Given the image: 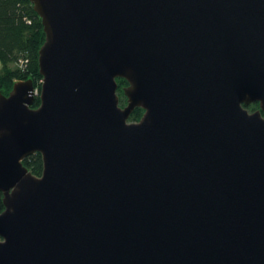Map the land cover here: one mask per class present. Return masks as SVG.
<instances>
[{"label":"water","instance_id":"obj_1","mask_svg":"<svg viewBox=\"0 0 264 264\" xmlns=\"http://www.w3.org/2000/svg\"><path fill=\"white\" fill-rule=\"evenodd\" d=\"M29 1L42 81L36 108L31 80L0 93V264H264V0Z\"/></svg>","mask_w":264,"mask_h":264},{"label":"trees","instance_id":"obj_2","mask_svg":"<svg viewBox=\"0 0 264 264\" xmlns=\"http://www.w3.org/2000/svg\"><path fill=\"white\" fill-rule=\"evenodd\" d=\"M44 39L41 19L29 0H0V93L7 96L16 82L27 80L40 88L42 76L38 57ZM116 82L117 93H121L127 83L125 80ZM38 106L39 97H36L31 107ZM258 108L259 104H252L248 110L254 112ZM142 114V109H135L129 122H137ZM23 165L34 176H41L43 161L39 153L25 158ZM2 199L0 192V213L4 210Z\"/></svg>","mask_w":264,"mask_h":264},{"label":"rangeland","instance_id":"obj_3","mask_svg":"<svg viewBox=\"0 0 264 264\" xmlns=\"http://www.w3.org/2000/svg\"><path fill=\"white\" fill-rule=\"evenodd\" d=\"M127 83V82H126ZM125 87H127V84L126 85H123V87H122V92L121 93H117V96H118V100H119V106L121 107V108H123L125 105H126V102H127V99H126V97L124 96V94H123V89L125 88ZM37 90H38V88H36ZM35 89V90H36ZM35 97V96H34ZM36 97H38V96H36ZM35 97V98H36ZM35 101V100H34ZM260 109V107L257 109V110H259ZM257 110H255V111H257ZM254 111V112H255Z\"/></svg>","mask_w":264,"mask_h":264},{"label":"built area","instance_id":"obj_4","mask_svg":"<svg viewBox=\"0 0 264 264\" xmlns=\"http://www.w3.org/2000/svg\"><path fill=\"white\" fill-rule=\"evenodd\" d=\"M34 94L35 95H38L39 94V92H38V90L36 89V90H34Z\"/></svg>","mask_w":264,"mask_h":264}]
</instances>
